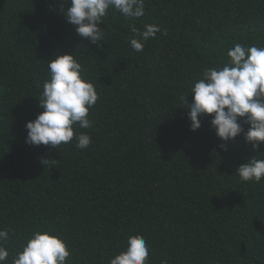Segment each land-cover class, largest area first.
<instances>
[{
  "label": "trees",
  "instance_id": "trees-1",
  "mask_svg": "<svg viewBox=\"0 0 264 264\" xmlns=\"http://www.w3.org/2000/svg\"><path fill=\"white\" fill-rule=\"evenodd\" d=\"M59 0H0V229L5 264L34 231L61 236L68 264H108L142 235L149 264H264V178L236 170L252 156L243 132L227 151L200 116L190 130L181 95L205 67L229 61L235 43L264 47V0H144L140 18L109 9L100 47L66 22ZM157 25L143 51L132 27ZM73 51L98 100L91 127L74 125L67 145L25 143L43 111L47 62ZM242 123L244 131L248 125ZM91 144L79 149L76 137Z\"/></svg>",
  "mask_w": 264,
  "mask_h": 264
},
{
  "label": "clouds",
  "instance_id": "clouds-1",
  "mask_svg": "<svg viewBox=\"0 0 264 264\" xmlns=\"http://www.w3.org/2000/svg\"><path fill=\"white\" fill-rule=\"evenodd\" d=\"M66 22L75 26V32L90 44L100 47L103 23L109 9L119 11L125 19L144 15V0H59ZM104 24V23H103ZM130 46L136 52L143 51L145 43L161 31L157 25H145L144 30L132 27ZM73 51L56 54L47 62L50 79L43 83L39 105L43 109L37 117L26 122L25 143L31 146L58 148L73 140L74 125L91 127L89 110L98 100L93 83L83 75V68L73 56ZM228 63L205 67L202 77L180 100L189 109L187 117L190 130L200 128V116H211L210 125L222 143L218 147L227 151L228 143L243 132L244 142L253 150L264 145V47L235 43L227 51ZM249 127L244 131L242 123ZM79 149L91 144V137L81 133L76 137ZM236 174L242 181L259 183L264 178V159L252 156L239 165ZM9 229H0V264H5L10 253L4 246ZM71 252L67 242L51 231H34L15 253L11 264H68ZM149 247L142 235L127 238L123 251L114 255L108 264H149ZM167 264V261H161Z\"/></svg>",
  "mask_w": 264,
  "mask_h": 264
}]
</instances>
